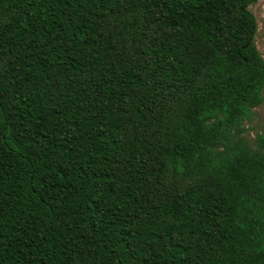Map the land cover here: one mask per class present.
<instances>
[{
  "label": "trees",
  "instance_id": "1",
  "mask_svg": "<svg viewBox=\"0 0 264 264\" xmlns=\"http://www.w3.org/2000/svg\"><path fill=\"white\" fill-rule=\"evenodd\" d=\"M256 0H0V264H264Z\"/></svg>",
  "mask_w": 264,
  "mask_h": 264
},
{
  "label": "rangeland",
  "instance_id": "2",
  "mask_svg": "<svg viewBox=\"0 0 264 264\" xmlns=\"http://www.w3.org/2000/svg\"><path fill=\"white\" fill-rule=\"evenodd\" d=\"M257 22V31L255 34L256 47L264 59V0H256L249 6ZM263 101L253 109L251 119L245 122V136L252 140L256 133L264 134V87L262 89Z\"/></svg>",
  "mask_w": 264,
  "mask_h": 264
}]
</instances>
